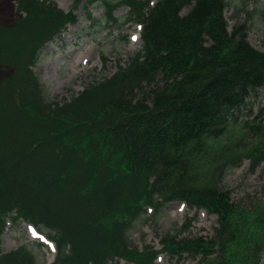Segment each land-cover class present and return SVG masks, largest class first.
<instances>
[{"label":"trees","instance_id":"1","mask_svg":"<svg viewBox=\"0 0 264 264\" xmlns=\"http://www.w3.org/2000/svg\"><path fill=\"white\" fill-rule=\"evenodd\" d=\"M232 1L242 0H87L104 7L98 23L116 21L115 8L128 5L127 17L142 23V48L62 101L48 99L29 64L74 16L48 0H19L26 15L0 20V69L12 68L0 78V264H38L24 247L2 250L6 217L53 230L54 264H109L114 256L156 264L129 230L144 205L157 212L173 199L204 207L217 225L211 236L187 233L189 219L166 232L161 243L170 255L264 264V205H237L217 184L244 155L253 169L264 141L243 152L238 139L196 179L211 142L251 94L264 95V50L247 39L248 17L228 30L223 10ZM0 5L7 9L8 0ZM239 125L244 133L259 128Z\"/></svg>","mask_w":264,"mask_h":264},{"label":"rangeland","instance_id":"2","mask_svg":"<svg viewBox=\"0 0 264 264\" xmlns=\"http://www.w3.org/2000/svg\"><path fill=\"white\" fill-rule=\"evenodd\" d=\"M51 1L63 10H73L77 21L69 25L65 33L54 35L52 40L45 43L36 53L35 61L30 63L33 65L31 71L38 76L39 83L49 100L62 101L76 95L87 82L112 74L118 65L128 63L130 56L139 50L141 42L132 41L131 33L140 27L137 24L125 23L128 10L126 5L118 6L113 11L112 15L117 21L108 25L103 21L101 23L96 21L101 20L104 14V7L97 2L72 7L74 0ZM235 2L232 1L223 10L228 30L232 29L235 22L248 17L247 39L257 50H264V0H242L237 4ZM14 3V0H10L8 12L3 11L6 5H0L1 21H7L17 12ZM89 14L95 21L90 20ZM11 72L10 68L0 69V78ZM247 121L259 125L255 134L249 128L246 129V133L240 129L239 124ZM238 139H241L242 145L239 149L243 152L258 140L264 141V95L261 89L247 98L246 105L236 114V118L231 120L228 131L218 140L211 142L205 150V156L199 159L196 179L199 180L210 170L209 164L214 159L222 161L223 158L220 159L219 155L223 157L224 147H231ZM217 184L229 192L230 201L237 205L254 208L263 206L264 155L253 169L247 158L225 168ZM181 205L180 202H173L160 206L157 212L148 210L144 213V218L137 219L130 228L129 239L137 248L150 244L160 249L158 243L160 237L166 232L173 233L174 229L180 228L186 218H194L187 233L204 236L213 234V229L217 225L213 213L199 211L196 214V211H188ZM25 225L26 223L19 219L14 222L7 221L1 241L2 250L10 251L24 247L32 253L38 264H48L52 259L51 252L38 246V240L30 238ZM38 227L41 231L53 233L41 224ZM160 255L159 260L164 264H202L190 256L179 259L164 252ZM109 264L134 263L114 257Z\"/></svg>","mask_w":264,"mask_h":264}]
</instances>
